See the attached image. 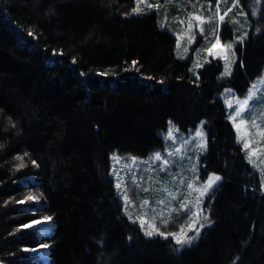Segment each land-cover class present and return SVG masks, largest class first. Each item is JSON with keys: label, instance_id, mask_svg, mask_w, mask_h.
<instances>
[{"label": "trees", "instance_id": "trees-1", "mask_svg": "<svg viewBox=\"0 0 264 264\" xmlns=\"http://www.w3.org/2000/svg\"><path fill=\"white\" fill-rule=\"evenodd\" d=\"M135 4L0 0L3 264H264L261 177L220 95L226 87L246 94L263 73L264 18L234 23L242 37L248 25V37L221 79V58L211 55L195 75L158 12L134 14ZM170 120L184 130L205 121L202 176H222L205 201L213 224L190 246L146 236L124 214L111 176V153L149 155L163 146L159 132ZM48 217V232L26 226ZM179 218L166 229H179ZM40 244L47 261L31 253Z\"/></svg>", "mask_w": 264, "mask_h": 264}, {"label": "rangeland", "instance_id": "rangeland-1", "mask_svg": "<svg viewBox=\"0 0 264 264\" xmlns=\"http://www.w3.org/2000/svg\"><path fill=\"white\" fill-rule=\"evenodd\" d=\"M229 2L230 0H219L217 3H213L212 0H136L133 13L141 14L156 10L161 26L169 29L176 36L177 55L181 58L192 57L191 69L195 75L209 62L211 55L207 49L215 43V38L219 35L222 45H233L230 49L216 50V57H227V59H221L224 61V66L230 65L232 74L238 60L236 49L240 43L238 38L242 37L235 32L234 23L238 21V18H245L248 22H251L250 16L264 18V0H234L231 7H228ZM173 3L180 4V9L173 8L171 6ZM219 15H225L224 22L219 21ZM196 16L201 17V20H195ZM190 20L192 28L188 27ZM229 22L230 27L227 26ZM231 29L235 32L234 36L225 38L232 33ZM242 35L244 40L248 37V25L242 27ZM224 72L225 67L220 75L221 79L229 77L224 75ZM220 95L227 106L229 119L247 160L260 174L261 189L264 192V104L256 107L255 110L252 109L254 102L264 97V71L253 81L246 94L239 95L232 87H226ZM244 99L249 100V105L245 107L241 116L233 121L230 113H234L236 102ZM249 112H251V118H249ZM241 120H244V123H240ZM237 124L240 125L239 129ZM197 131L203 133L206 148L200 147L202 140L195 136ZM159 133L163 137V146L153 150L147 156L122 155L117 151L111 153V176L116 185L118 181L120 183L117 191L124 204V214L130 221L138 223L144 234L146 231L155 233L158 229L165 232L167 237H173L169 233L179 235L181 230L191 236L193 233L188 231V227L192 221H196L197 227L203 223L204 227L199 229V237L193 241L197 242L202 231L213 224L211 213L205 207L206 198L222 181V176L218 173H211L205 179L202 176L203 167L200 159L208 148L205 121L202 120L197 126L184 130L170 120L167 130H160ZM245 143L248 144L247 149L244 147ZM168 153L172 155L169 156ZM156 154H160L162 159H168L169 164L164 166L162 161H155ZM216 176L221 179L212 184L208 193L200 197L201 202L198 203L197 197L200 196L198 190H202L203 185ZM189 184L192 185L191 188L188 187ZM181 204L194 208L197 215L187 217ZM205 215L208 217L207 220L203 219ZM179 216L183 218H179L181 220L179 229H166L172 217ZM26 226L48 232L51 223L45 218H38L30 221ZM157 236L159 235L154 234L152 237ZM31 253L42 261L48 259V247L44 244L33 248Z\"/></svg>", "mask_w": 264, "mask_h": 264}, {"label": "snow or ice", "instance_id": "snow-or-ice-1", "mask_svg": "<svg viewBox=\"0 0 264 264\" xmlns=\"http://www.w3.org/2000/svg\"><path fill=\"white\" fill-rule=\"evenodd\" d=\"M137 11H138V10H137ZM225 15H226V14H225ZM225 15H219V21H220V22H224V21H225ZM195 20L200 21V20H201V17L196 16V17H195ZM227 26H229V27L231 26L230 22L228 23ZM188 27H189V28H192V27H193V25H192V23H191V20L189 21ZM201 31H202V30H201ZM243 40H244V37H239V38H238V41L241 43V45L243 44ZM232 47H233L232 44L222 45V44H221V41H220V38H219V35H217L216 38H215V43H213L212 46H211L210 48L207 49V51H208V53H209L210 55H212L213 58L215 59V58H217V57H216V50H217V49H225V48L230 49V48H232ZM233 55H235V54L233 53ZM221 58H223V59H227L226 56H225V57H221ZM137 63H138L137 61H133V62H132V67L135 68L136 65H137ZM241 66H243L242 61H241ZM224 67H225L224 75H226V76H230V75H231L230 65H229V64H225ZM161 83H162V82H161ZM262 104H264V97H261V99H260L259 101L254 102V104L252 105V109L255 110L256 107H259V106L262 105ZM248 105H249V100H248V99H244V100H242V101H237V102H236L234 113H230L231 118L233 119V121H235V120L237 119V117H240V116H241V114H242V112L244 111L245 107L248 106ZM229 107H230V108L232 107V104H231V103H230ZM249 118H251V112H249ZM240 123H244V120H241ZM236 126H237V128L239 129V126H240V125L237 124ZM12 127H15V124H13ZM195 136L201 138V140H202V144L200 145V147H202V148H206V139L204 138L203 133L200 132V131H197V132L195 133ZM244 147H245V149H247V148H248V144L245 143V144H244ZM168 155L171 156L172 153H168ZM17 159L23 160V157H17ZM154 160H155V161H162V164H163L164 166H167V165L169 164V160L166 159V158L162 159V157H161L160 154H156V155L154 156ZM134 162H135V160H134V158H133V163H134ZM32 163L35 164V161H33ZM20 167H23V164H21ZM220 179H221V178H220L219 176H216L213 180H209L207 183H205V184L203 185V187H202V190H198V191H200V196L197 197V201H198V203L201 202L200 197H203L205 194H207L208 191H209V189L212 187V184L215 183L216 181H219ZM116 187H117V188L120 187V183H119V181H118ZM188 187L191 188L192 185L189 184ZM28 199H33V197L29 196ZM127 199H128L127 196H125V200H127ZM145 203H147V201H145ZM181 208L184 209V210L186 211V213H187V217H189V218H190V217H193V216H195V215H197L196 210H195L194 208H189V207H187V205H185V204H181ZM50 219H51L50 217L45 218L46 221H47V220H50ZM203 219H204V220H207L208 217L205 215V216L203 217ZM165 223H167V222H165ZM203 227H204V224H203V223H200V224H199V227H197V226H196V221H192V223H191V224L189 225V227H188V231H189V232H192L193 235L188 236L187 233L183 232V230H181V234H179V235H178L177 233H169V235H171V236H173V237L175 238V241H176V243H177L178 245H181V246L188 245V246H190L191 243H192V241L195 240V239H197V238L199 237V235H200V231H199V229H200V228H203ZM145 234H146L148 237H152L154 234H157V235H159L160 237H163V238L167 239V235L165 234V232L159 231L158 229L156 230L155 233H154L153 231H146Z\"/></svg>", "mask_w": 264, "mask_h": 264}, {"label": "water", "instance_id": "water-1", "mask_svg": "<svg viewBox=\"0 0 264 264\" xmlns=\"http://www.w3.org/2000/svg\"><path fill=\"white\" fill-rule=\"evenodd\" d=\"M0 264H3L2 262H0Z\"/></svg>", "mask_w": 264, "mask_h": 264}]
</instances>
